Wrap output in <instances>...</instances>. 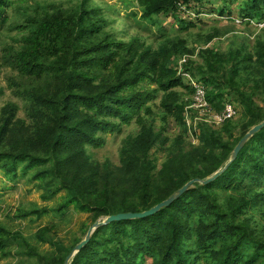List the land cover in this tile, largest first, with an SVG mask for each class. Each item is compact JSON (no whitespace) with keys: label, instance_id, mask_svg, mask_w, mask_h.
Listing matches in <instances>:
<instances>
[{"label":"trees","instance_id":"16d2710c","mask_svg":"<svg viewBox=\"0 0 264 264\" xmlns=\"http://www.w3.org/2000/svg\"><path fill=\"white\" fill-rule=\"evenodd\" d=\"M131 3L125 8L135 11L122 17L105 0H0V75L2 69L11 72L8 87L25 113L19 116L15 102L0 109V173L11 183L27 178L44 201L65 193L53 211L61 216L73 207L90 214L92 225L149 211L190 181L212 177L264 121V29L243 42L234 36L227 51L212 45L237 36L240 26L256 29L252 21L263 23L264 0ZM211 16L232 24L200 32L208 25L198 23ZM169 18L171 30L164 25ZM198 27L190 46L192 36L186 34ZM186 56L185 72L206 88L217 112L235 101L242 107L241 115L219 130L198 126V146L187 141L189 115L197 112L189 109L194 90L179 75V60ZM159 95L156 113L149 103ZM133 122L139 131L124 140L119 166L94 160L90 147L100 146L102 135ZM171 127L178 129L173 137ZM154 151L166 156L161 165ZM47 213L19 210L17 219ZM55 228L40 229L33 246L0 225V252L10 256L17 243L24 257L18 264H65L89 227L71 245L55 236ZM44 244L53 250L42 253ZM147 261L264 264V129L215 181L196 184L154 216L97 229L71 264Z\"/></svg>","mask_w":264,"mask_h":264},{"label":"rangeland","instance_id":"374dc122","mask_svg":"<svg viewBox=\"0 0 264 264\" xmlns=\"http://www.w3.org/2000/svg\"><path fill=\"white\" fill-rule=\"evenodd\" d=\"M55 1L64 2L65 4L71 2V0H55ZM105 1L113 5H116L117 9L121 11L122 17L126 16L128 12L130 13V11H135L133 9L127 11L125 8V6H127L126 4L132 2L131 4L134 5L137 3V0H105ZM217 7L218 6H216L215 8ZM233 11H234V15H238L239 5H236V7L233 8ZM202 19L203 21L198 23L200 25L199 27L202 26L201 25L202 23L207 24L208 25L207 27H205L201 31L200 28L198 27L194 31L189 32V34L182 33L181 35L184 37L186 35L192 36L191 38L188 37L190 46L194 45L193 39L196 37L198 33L203 32L207 34L213 31V27L222 30L226 26L232 24L230 20H218V17L216 16H211L210 18L204 17ZM164 23H165L164 24L165 27L171 30V24L173 23V18H169L167 21L164 19ZM261 26L264 25H259L258 27L261 28ZM177 29L178 27H176V30ZM260 30L261 29H250V27L248 26H240L238 27L236 32L237 36L234 35V33H231L225 37L214 40L212 45L214 47H218L222 49L223 51H227L229 49L230 43L232 42V39H234L233 38L234 36L238 37V40L240 42H243L244 40L242 37H247V36L252 37L255 31L258 32ZM5 39L7 40V37ZM197 57H198V53L195 56H191L192 59H197ZM188 58H189L188 56L184 58L181 57L180 60L181 59L188 60ZM10 76H11V72L9 70L7 69L1 70L0 87L4 88V95H2L0 98V109L10 102H15L20 106L21 111L19 113V116L24 118L25 117L24 103L20 99L16 98L13 94L12 89L8 87L7 79ZM184 81L187 82L185 79ZM155 88L156 87H153V89ZM160 100H161V95H159V97L156 98V100L149 103V105L153 107L156 113H159ZM231 103L234 104L227 103L226 105H232L236 111L235 117L230 119L233 120L241 115L242 107L236 101ZM211 108L212 110L209 113H207L205 117H202L200 113L197 112L193 116L190 114L188 120H190L195 125L198 124V126H203L205 124V122H201V119L206 120L210 124H205V125L213 127L217 130L221 129L226 122L220 126L215 125L213 122L214 121L213 117L219 112H217L212 107V105ZM161 124H162L161 120L157 118L156 125L158 129L161 127ZM138 131H139V127L133 122V124L131 125H123L121 129L117 132L107 133L102 135V139H103L102 144L98 147H90V152L95 154L94 160L99 161L100 163L110 162L113 165L119 166L121 149L124 140L128 136L136 135ZM167 131H169V136L173 137L177 133L178 129L175 127H171L168 128ZM196 133L197 135H199L200 132L197 131ZM187 138H188L187 141L189 143H192L193 145L196 146L199 145L198 137L196 135L188 134ZM153 156L158 158L159 165H161L165 161V157H166L164 154L158 151H154ZM64 196L65 193H62L51 201H44L43 192L38 190L36 185L34 183L29 182L27 178H22L16 183H11L7 181V179L4 177L2 173H0V225L7 228L12 233H20L22 237L26 238L33 246H37L38 244L35 239V236L40 229L44 227L55 226L56 227L54 233L55 236L61 239L62 241H64L66 245H71L75 239L82 238L83 231L85 230L86 227H89L90 229L93 225H92V220L90 218V214L81 213L75 210L73 207L68 209L64 213V215L61 216L60 214L54 212L53 210L59 207V205L63 202ZM36 208H41V209L45 208L48 210V213L44 215L42 218H38L35 215V216H30L27 219H23V220L17 219V214L19 210H25L26 212H28L35 210ZM17 246L18 244L16 243L14 244V247L10 248L12 249L10 256H5L4 253L0 252V264L20 263V261L24 257L18 253V250L16 248ZM39 248L42 253H47L53 250L50 244H46V245L44 244L43 246H39ZM145 264H151V262L147 261L145 262Z\"/></svg>","mask_w":264,"mask_h":264},{"label":"water","instance_id":"95a60500","mask_svg":"<svg viewBox=\"0 0 264 264\" xmlns=\"http://www.w3.org/2000/svg\"><path fill=\"white\" fill-rule=\"evenodd\" d=\"M264 129V121L260 123L259 125L253 127L246 135L245 137L240 141V143L237 145L235 150L233 151L232 155L229 158V162L226 164V166L215 173L212 177L206 179V180H199L195 179L193 181H190L187 183L182 189L177 191L173 196H171L168 200L164 201L163 203L157 205L156 207L152 208L149 211L143 212V213H123V214H118L114 216H109L103 220L97 221L90 229L88 234L86 235V238L79 243L72 253L68 256L66 259L65 264H70L72 259L86 246L88 243L91 241L92 236L96 232L97 229L105 226L112 224L114 222H120V221H130V220H137V219H145L151 216H154L158 214L161 210L168 208L170 205H172L176 200L181 198L185 193H187L189 190L193 189L196 184H201V185H207L213 181H215L218 177L224 173L229 166L234 162L241 150L246 146V144L259 132H261Z\"/></svg>","mask_w":264,"mask_h":264},{"label":"built area","instance_id":"2783aa9c","mask_svg":"<svg viewBox=\"0 0 264 264\" xmlns=\"http://www.w3.org/2000/svg\"><path fill=\"white\" fill-rule=\"evenodd\" d=\"M237 24H241L240 20H235ZM259 25H264L263 23L257 22V21H252L251 26H253L256 29H264V26H261L259 28ZM187 60L186 59H181L179 62V75L187 81V83L193 88L194 94L192 97V105L189 107V109L194 110L202 117H205L207 113H209L212 108L211 105L207 99V90L206 88L200 84L197 80H195L189 73H186L184 70V65L186 64ZM236 115V111L232 105H227L225 110L221 113L216 114L213 119H214V124L217 126H220L227 122L228 120L234 118ZM201 122H205V124H210L206 120H202ZM188 127L190 129V133L194 134L195 132L199 131L198 130V124L195 125L192 123L190 120H188Z\"/></svg>","mask_w":264,"mask_h":264}]
</instances>
